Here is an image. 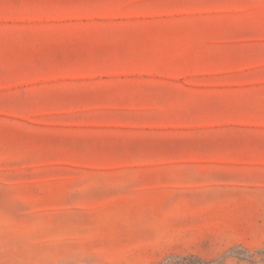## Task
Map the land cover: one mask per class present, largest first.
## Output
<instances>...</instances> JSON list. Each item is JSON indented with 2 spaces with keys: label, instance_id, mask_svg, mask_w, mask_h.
Wrapping results in <instances>:
<instances>
[{
  "label": "rangeland",
  "instance_id": "obj_1",
  "mask_svg": "<svg viewBox=\"0 0 264 264\" xmlns=\"http://www.w3.org/2000/svg\"><path fill=\"white\" fill-rule=\"evenodd\" d=\"M0 230L28 264H264V0H0Z\"/></svg>",
  "mask_w": 264,
  "mask_h": 264
},
{
  "label": "crops",
  "instance_id": "obj_2",
  "mask_svg": "<svg viewBox=\"0 0 264 264\" xmlns=\"http://www.w3.org/2000/svg\"><path fill=\"white\" fill-rule=\"evenodd\" d=\"M2 230H0L1 232ZM6 237V233L0 234V264H28L25 255L12 256L10 234Z\"/></svg>",
  "mask_w": 264,
  "mask_h": 264
}]
</instances>
